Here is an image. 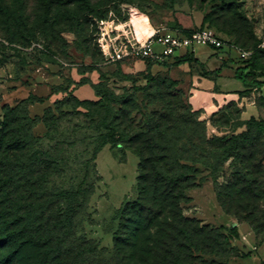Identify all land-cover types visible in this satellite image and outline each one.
Returning <instances> with one entry per match:
<instances>
[{
	"label": "rangeland",
	"instance_id": "374dc122",
	"mask_svg": "<svg viewBox=\"0 0 264 264\" xmlns=\"http://www.w3.org/2000/svg\"><path fill=\"white\" fill-rule=\"evenodd\" d=\"M87 1L88 7L75 0H0L9 12L0 15V122L2 107L14 108L35 86L52 88L46 108L55 116L50 124L60 130L75 121L60 117L56 109L66 114L70 108L57 103L70 95L97 100L94 85L101 80L118 95L148 83L168 91L178 112L192 119L187 141L178 134L174 147L180 164L192 168L188 187L180 189V206L185 217L210 231V238L195 237L183 249L174 247L166 256L160 249L134 264H264V198L248 193L264 192V134L251 130L248 140L240 142L242 152H229L231 138L246 132L251 118L264 126V91L245 89L233 79L236 67L249 64L264 82V0ZM198 23L224 42L215 55L226 62L218 75L206 76L195 63L110 62L103 52L108 35L124 28L132 36L146 29L188 34ZM237 50L248 58L240 61ZM207 53L205 47L194 48L199 58ZM211 93L223 95L224 101L209 99ZM21 109L32 117L26 105ZM36 126L33 135L42 137L46 128L42 122ZM95 168L100 179L75 220L68 245L72 254L61 264H127L126 249L116 251L113 236L121 226L117 211L137 198L138 158L107 145L97 154ZM10 190H5V201L0 198L5 215L0 239L8 230L15 234L9 246L0 248V264H36L45 248L28 243L21 224H5L15 214L16 193ZM84 244L94 252L82 253Z\"/></svg>",
	"mask_w": 264,
	"mask_h": 264
},
{
	"label": "trees",
	"instance_id": "16d2710c",
	"mask_svg": "<svg viewBox=\"0 0 264 264\" xmlns=\"http://www.w3.org/2000/svg\"><path fill=\"white\" fill-rule=\"evenodd\" d=\"M75 1L89 5L87 0ZM8 14L0 4V15ZM221 62L220 68L204 71L206 76L220 74L226 66L225 61ZM172 63H195L203 68L193 51L166 64ZM233 79L245 89L264 91V82L258 80L249 64L236 67ZM51 92L54 93L52 88ZM94 94L98 98L95 101H78L70 95L57 103L70 108L66 114L56 109L57 114L75 121L67 122L71 127L61 130L50 124L55 116L49 108L44 109L41 121L40 117H30L21 109L24 105L29 108L34 103H43L46 98L29 94L14 108L2 107L0 198L7 199L5 190L16 193L15 214L5 224H21L22 230L27 231L28 243L45 248L43 258L36 264H61L60 259L72 254L68 245L75 232V220L100 179L95 160L107 145L118 151L128 150L138 158L137 198L117 211L116 220L121 226L113 236L116 251L126 249L127 264H134L137 259L144 262L146 256L154 257L160 249L166 256L174 247L183 249L195 237L209 240L210 231L185 217L180 206L184 199L180 189L188 187L192 168L180 164L174 147L180 140L178 134L187 141L184 135L192 123L190 114L178 112L170 93L149 83L118 95L101 80L94 85ZM39 122L46 132L35 137L32 129ZM245 125L246 132L231 138L229 152H242L240 142L248 140L251 130L264 134L263 124L253 118ZM184 169L189 173L179 172ZM24 190L26 193H22ZM249 191L259 199L264 198V192ZM4 217L0 213V220ZM14 234L8 230L0 239V248L9 246ZM93 252L92 247L84 244L82 253Z\"/></svg>",
	"mask_w": 264,
	"mask_h": 264
},
{
	"label": "built area",
	"instance_id": "2783aa9c",
	"mask_svg": "<svg viewBox=\"0 0 264 264\" xmlns=\"http://www.w3.org/2000/svg\"><path fill=\"white\" fill-rule=\"evenodd\" d=\"M223 45L224 42L209 29H197L187 35L180 32L159 33L146 29L140 35L135 33V36H132L124 28V31L119 30L115 35H108L103 52L110 62L135 59L163 65L170 63L175 57L193 51L196 46L218 50ZM237 54L240 60L249 56L242 50H237Z\"/></svg>",
	"mask_w": 264,
	"mask_h": 264
},
{
	"label": "crops",
	"instance_id": "0c3cea01",
	"mask_svg": "<svg viewBox=\"0 0 264 264\" xmlns=\"http://www.w3.org/2000/svg\"><path fill=\"white\" fill-rule=\"evenodd\" d=\"M200 23V22H199ZM196 24L197 27L200 25V24ZM199 47H205V46H199ZM206 49H208V53L205 55L204 58H199L198 56H196L194 54V49H193V55H194V58L197 59L199 61L200 64L203 65V69L206 71V72H212L218 68H220L221 66V59L217 58L215 55H216V51L212 50L211 48H208V47H205ZM209 64V66H208ZM202 92L201 91H196L195 94L198 96L199 94H201ZM30 94V93H29ZM27 94L25 97H22L20 98V100H24L28 97ZM32 95H35L37 97H42V98H46L44 100L43 103H34L32 105L29 106V112H30V115L32 117H35V116H38L40 117L44 111V109L46 107H49L52 99H53V96L54 94L51 92V88H48L47 86H42V87H39V86H35V88L32 89ZM210 95V98L211 100L214 99V101H224V97L223 95L221 94H216V93H211L209 94ZM221 98V100H219ZM213 101V102H214ZM36 129H39V124L36 126Z\"/></svg>",
	"mask_w": 264,
	"mask_h": 264
}]
</instances>
